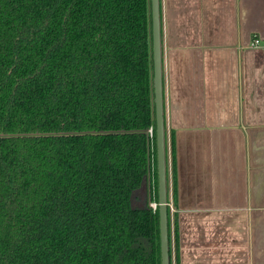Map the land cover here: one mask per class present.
Segmentation results:
<instances>
[{"label":"trees","instance_id":"obj_1","mask_svg":"<svg viewBox=\"0 0 264 264\" xmlns=\"http://www.w3.org/2000/svg\"><path fill=\"white\" fill-rule=\"evenodd\" d=\"M151 28L150 0H0V264H161Z\"/></svg>","mask_w":264,"mask_h":264},{"label":"crops","instance_id":"obj_2","mask_svg":"<svg viewBox=\"0 0 264 264\" xmlns=\"http://www.w3.org/2000/svg\"><path fill=\"white\" fill-rule=\"evenodd\" d=\"M158 8L168 264H264V0Z\"/></svg>","mask_w":264,"mask_h":264},{"label":"water","instance_id":"obj_3","mask_svg":"<svg viewBox=\"0 0 264 264\" xmlns=\"http://www.w3.org/2000/svg\"><path fill=\"white\" fill-rule=\"evenodd\" d=\"M151 8V41H152V57H153V89H154V106H155V122H156V171H157V209L159 219V236H160V256L161 264H168V235H167V203H166V187H165V154H164V122H163V105H162V89H161V73H160V51H159V8L158 0H150ZM151 205V204H150Z\"/></svg>","mask_w":264,"mask_h":264},{"label":"rangeland","instance_id":"obj_4","mask_svg":"<svg viewBox=\"0 0 264 264\" xmlns=\"http://www.w3.org/2000/svg\"><path fill=\"white\" fill-rule=\"evenodd\" d=\"M141 188L137 189L134 193H135V196L133 199H131V204L132 206H143L144 204V200H145V196H146V190H145V187H144V182L141 184L140 186Z\"/></svg>","mask_w":264,"mask_h":264},{"label":"built area","instance_id":"obj_5","mask_svg":"<svg viewBox=\"0 0 264 264\" xmlns=\"http://www.w3.org/2000/svg\"><path fill=\"white\" fill-rule=\"evenodd\" d=\"M250 46L264 48V44L257 37H253V39L250 42ZM147 132H148L149 138H152V135H153L152 127L148 128ZM151 207H152L153 210H155L157 208V203L155 201H152L151 202Z\"/></svg>","mask_w":264,"mask_h":264}]
</instances>
